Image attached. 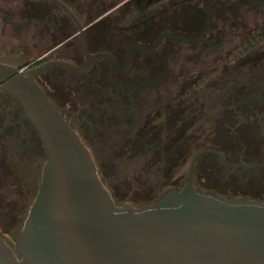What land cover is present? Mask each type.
I'll return each instance as SVG.
<instances>
[{"label": "flooded vegetation", "instance_id": "obj_1", "mask_svg": "<svg viewBox=\"0 0 264 264\" xmlns=\"http://www.w3.org/2000/svg\"><path fill=\"white\" fill-rule=\"evenodd\" d=\"M120 1L0 0L2 33L8 26L24 30L39 52L16 66L50 60L82 66L85 40L94 59L84 70L55 66L35 78L91 151L118 205L129 195L118 202L113 189L182 190L192 164L199 189L264 202L250 191H225L264 184V5ZM47 156L22 103L0 89L1 220L25 223Z\"/></svg>", "mask_w": 264, "mask_h": 264}, {"label": "water", "instance_id": "obj_2", "mask_svg": "<svg viewBox=\"0 0 264 264\" xmlns=\"http://www.w3.org/2000/svg\"><path fill=\"white\" fill-rule=\"evenodd\" d=\"M83 48L82 66L50 60L23 69L0 61V89L22 103L48 151L40 190L15 232V245L0 236V264H264V202L199 189L194 164L186 186L165 191L157 203L117 204L91 151L35 78L55 66L84 70L94 55L85 40Z\"/></svg>", "mask_w": 264, "mask_h": 264}, {"label": "rangeland", "instance_id": "obj_3", "mask_svg": "<svg viewBox=\"0 0 264 264\" xmlns=\"http://www.w3.org/2000/svg\"><path fill=\"white\" fill-rule=\"evenodd\" d=\"M13 0H3L4 3H7ZM119 1V0H118ZM125 0H121L120 2H124ZM134 0L124 3V5H129L133 3ZM171 0H146L144 2H140L147 7H165L169 5ZM10 2V4H11ZM22 0H15L16 5L21 3ZM136 6V3H133ZM140 5V4H137ZM4 23L2 19H0V60L7 61L12 64H23L30 61L34 56L39 53L37 48L32 45L33 40H27L26 32L23 30L22 32L16 31L15 33L12 31V27L8 26L6 33H2V27ZM16 34V35H15ZM52 41L47 40L46 46L51 47ZM39 48V47H38ZM231 188V187H230ZM239 191H235L232 189L225 190L228 191L227 194H233L237 192L238 194L253 192L257 196L264 197V184L256 186L252 191L250 189H238ZM165 190L160 189H113V192L118 200L121 202L126 195H129V201L137 207L143 206V204L155 201ZM235 193V194H237ZM28 207H26L27 211L25 213V217L28 215ZM6 208L8 206L6 205ZM12 208V207H10ZM9 208V209H10ZM25 209V210H26ZM7 212V211H6ZM10 213V211H8ZM24 224V220L8 218L7 220H1L0 218V234L4 236L8 241L14 244V231L19 230Z\"/></svg>", "mask_w": 264, "mask_h": 264}, {"label": "trees", "instance_id": "obj_4", "mask_svg": "<svg viewBox=\"0 0 264 264\" xmlns=\"http://www.w3.org/2000/svg\"><path fill=\"white\" fill-rule=\"evenodd\" d=\"M22 66H19V68H21Z\"/></svg>", "mask_w": 264, "mask_h": 264}]
</instances>
